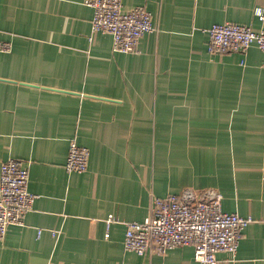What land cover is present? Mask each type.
<instances>
[{"label":"crops","instance_id":"0c3cea01","mask_svg":"<svg viewBox=\"0 0 264 264\" xmlns=\"http://www.w3.org/2000/svg\"><path fill=\"white\" fill-rule=\"evenodd\" d=\"M153 30L136 52L91 38L84 0H0V164L21 160L36 197L0 237V264H201L190 245L139 255L126 222L191 188L252 216L222 264H264V53L216 52L204 31L264 30V0H121ZM88 149L67 171L68 144ZM112 216L106 236V218ZM54 230V234L52 231Z\"/></svg>","mask_w":264,"mask_h":264},{"label":"built area","instance_id":"2783aa9c","mask_svg":"<svg viewBox=\"0 0 264 264\" xmlns=\"http://www.w3.org/2000/svg\"><path fill=\"white\" fill-rule=\"evenodd\" d=\"M92 8V34L104 31L111 34L112 49L136 52L140 38L153 30L150 12L142 5L123 8L121 0H84ZM204 31L209 46L216 52L245 53L251 44L264 53V30L255 31L235 22L214 23ZM9 41L0 40V51H8ZM88 149L74 140L68 144L65 161L67 171L87 169ZM36 194L28 190V170L16 158H7L0 164V237L10 224H21L24 213L32 207ZM264 220V216L262 217ZM108 216L106 236L110 224ZM255 218L225 212L221 208L219 192L207 189L196 192L185 188L180 193L153 197L150 212L143 221L126 222L124 248L139 255L146 252L164 253L183 245L193 248L194 257L201 264H222L216 257L219 251L235 255L243 229ZM54 230L52 234H54Z\"/></svg>","mask_w":264,"mask_h":264}]
</instances>
